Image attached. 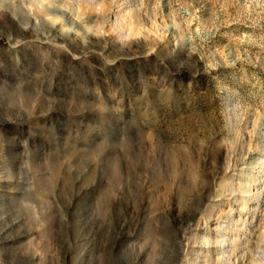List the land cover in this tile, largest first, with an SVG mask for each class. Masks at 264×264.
Listing matches in <instances>:
<instances>
[{
    "label": "clouds",
    "instance_id": "obj_1",
    "mask_svg": "<svg viewBox=\"0 0 264 264\" xmlns=\"http://www.w3.org/2000/svg\"><path fill=\"white\" fill-rule=\"evenodd\" d=\"M0 264H264V0H0Z\"/></svg>",
    "mask_w": 264,
    "mask_h": 264
}]
</instances>
